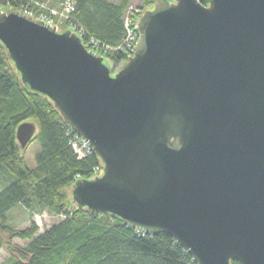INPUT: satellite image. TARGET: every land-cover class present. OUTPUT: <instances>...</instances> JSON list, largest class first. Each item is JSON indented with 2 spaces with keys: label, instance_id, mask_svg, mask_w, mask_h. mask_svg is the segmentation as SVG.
Returning <instances> with one entry per match:
<instances>
[{
  "label": "water",
  "instance_id": "95a60500",
  "mask_svg": "<svg viewBox=\"0 0 264 264\" xmlns=\"http://www.w3.org/2000/svg\"><path fill=\"white\" fill-rule=\"evenodd\" d=\"M159 0L114 74L70 31L15 11L0 41L103 163L80 209L166 234L197 264H264V0ZM36 133L21 125L23 149Z\"/></svg>",
  "mask_w": 264,
  "mask_h": 264
},
{
  "label": "trees",
  "instance_id": "16d2710c",
  "mask_svg": "<svg viewBox=\"0 0 264 264\" xmlns=\"http://www.w3.org/2000/svg\"><path fill=\"white\" fill-rule=\"evenodd\" d=\"M49 1L62 11L67 2L73 3V22L64 29L78 25L85 33L83 44L104 57L113 74L127 62L126 53L116 49L126 36L131 0H61L59 4L58 0H0V7L18 11L28 3ZM139 1L140 10L147 11L159 0ZM133 18L137 23L136 15ZM92 39L98 45L90 44ZM25 123L36 126L31 142L40 146L33 169L28 168L26 150L17 140ZM76 136L47 97L22 83L0 41V251L9 254L4 264H197L166 234L146 235L111 215L92 213L74 203L76 182L93 180L96 169L103 167L95 154L79 160L72 147ZM18 208L29 213V226L24 229L11 225V213ZM46 213L59 221L40 232L34 217ZM14 240L26 245L16 246Z\"/></svg>",
  "mask_w": 264,
  "mask_h": 264
},
{
  "label": "built area",
  "instance_id": "2783aa9c",
  "mask_svg": "<svg viewBox=\"0 0 264 264\" xmlns=\"http://www.w3.org/2000/svg\"><path fill=\"white\" fill-rule=\"evenodd\" d=\"M168 1L170 3H176V0H168ZM59 3H61V0H58V4ZM28 4L29 5L22 6L18 11H15V12H18L21 15L31 20L42 21L46 25H49L54 29L56 27L55 30L57 32L61 31V29H64V25L67 22L72 21L71 13L74 11L72 2L71 3L67 2L63 11L53 6L50 3V1L47 2V4H42V5L39 3L35 5L32 3H28ZM8 11H13V9L9 7H2V6L0 7V15ZM135 12L137 11L133 9H129L127 17L125 19L126 36H125V39L122 45H120L116 49V50H120L126 53L128 59L133 56L135 52V48L139 42V32L137 29V24L143 13H141V11H138L137 14H135ZM135 15L137 17V23L135 19L133 18V16ZM65 31H70L74 33L75 35L80 37L82 39V42L84 43L83 39H84L85 33L80 27H78V25H74V23H71V28ZM90 44L98 45V43L94 41L93 39L91 40ZM85 46L89 50L88 45H85ZM72 147L75 150V153L78 155L79 160L84 159L87 156L94 154L92 148L85 141H83L79 135H77L74 141L72 142ZM101 170L102 168L96 169V176L98 177L101 176Z\"/></svg>",
  "mask_w": 264,
  "mask_h": 264
},
{
  "label": "rangeland",
  "instance_id": "374dc122",
  "mask_svg": "<svg viewBox=\"0 0 264 264\" xmlns=\"http://www.w3.org/2000/svg\"><path fill=\"white\" fill-rule=\"evenodd\" d=\"M112 1H116V0H112ZM131 1H132V4H131L130 9H133L135 11H141V13L143 14L146 12L144 10H140L142 9V5H143L141 1L139 0H131ZM64 31L65 29H61L59 33L60 32L62 33ZM25 150H26L25 156H26L27 166L28 168L33 169L36 167V155L40 151V146L36 142H30V144L25 148ZM11 215L13 216L11 225L15 226L18 229H24L29 226V223H28L29 213L25 211L24 209L18 208L14 210L11 213ZM34 221L39 226L40 232H44L46 229L56 224L59 221V218H53L46 213V214L35 216ZM13 243L19 247H24L26 245V243L21 242L19 240H14ZM8 258H9L8 252L5 249L1 250L0 251V264H4Z\"/></svg>",
  "mask_w": 264,
  "mask_h": 264
}]
</instances>
